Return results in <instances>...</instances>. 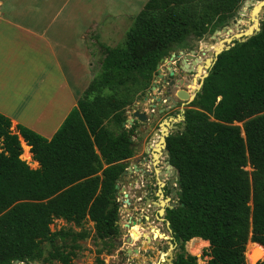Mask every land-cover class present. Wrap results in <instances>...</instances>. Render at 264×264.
<instances>
[{
    "label": "trees",
    "instance_id": "obj_1",
    "mask_svg": "<svg viewBox=\"0 0 264 264\" xmlns=\"http://www.w3.org/2000/svg\"><path fill=\"white\" fill-rule=\"evenodd\" d=\"M243 1L148 0L123 44L101 45L100 71L50 139L0 113V264H71L66 248L77 238L52 231L54 219H88L113 244L117 179L134 155L125 108L164 57L222 27ZM203 86L184 131L168 139L180 187L168 219L185 243L209 244L206 264H249L248 244L264 246V22L218 56ZM25 145L38 168L21 158ZM178 264L198 257L183 245Z\"/></svg>",
    "mask_w": 264,
    "mask_h": 264
},
{
    "label": "crops",
    "instance_id": "obj_2",
    "mask_svg": "<svg viewBox=\"0 0 264 264\" xmlns=\"http://www.w3.org/2000/svg\"><path fill=\"white\" fill-rule=\"evenodd\" d=\"M113 2L0 0V113L13 126L55 134L95 76L93 43L105 44V16L95 17ZM30 159L39 167L32 153Z\"/></svg>",
    "mask_w": 264,
    "mask_h": 264
},
{
    "label": "flooded vegetation",
    "instance_id": "obj_3",
    "mask_svg": "<svg viewBox=\"0 0 264 264\" xmlns=\"http://www.w3.org/2000/svg\"><path fill=\"white\" fill-rule=\"evenodd\" d=\"M202 39L193 38L189 48H186L189 51L178 49L161 60L148 90L151 99L142 101L147 107L142 110L137 108L132 113L134 155L125 161L127 167L119 176L121 182L117 183V189L129 205L126 211L131 224L135 226L130 245L140 238L136 227L150 232L149 235L142 233L141 236L151 247L149 253L153 257L150 264H178V255L185 244L182 237L177 238L168 219L169 211L179 205V186L168 139L184 131L182 117H185L187 110L185 106H190L199 92L198 86L202 79L195 61H200L204 52L208 54L203 50L206 46L201 45L204 43ZM196 40L201 43H196ZM168 60L170 65L164 63ZM185 66L193 67L195 71L186 76ZM175 80H185L182 88L189 89L191 96L195 95L190 103L171 102L169 90ZM136 111L144 113L146 119L138 120L134 116ZM166 117V123L163 124Z\"/></svg>",
    "mask_w": 264,
    "mask_h": 264
},
{
    "label": "rangeland",
    "instance_id": "obj_4",
    "mask_svg": "<svg viewBox=\"0 0 264 264\" xmlns=\"http://www.w3.org/2000/svg\"><path fill=\"white\" fill-rule=\"evenodd\" d=\"M147 1L148 0H131V2H129V0H114L113 4L106 5L100 17L99 16L95 17V18H100L101 20L103 19L101 17L103 15L105 16L104 18L105 28L103 29L100 27L99 30L100 43L103 42L110 46L123 44L126 40L127 32L134 24L136 16L143 9ZM261 1L264 0H244L240 4L239 8L235 11L233 16H231L222 27L215 28L212 32L207 33L203 37V39L210 38L212 35H214L215 30L221 31L220 34L216 35V39L213 41L214 46L216 47L210 48L207 46L208 45L207 43H203L201 45L206 46L205 49L203 50L215 51L217 48H221V47H223V49L225 50H228L232 46H234L237 41L241 42L238 36L235 37L237 34L243 33L245 31H249L251 28L255 29L256 31L253 15L257 17V19H259V24H262V22H264V11L262 10L261 12L260 10L259 11L260 14H258V12L254 14L252 12V9L253 7L258 6V4ZM247 3L249 4L247 5ZM241 11H246V14H242ZM97 12L98 11L94 10L91 13L95 15L97 14ZM95 23L97 22L95 21ZM231 23H234L235 25L231 27L230 26ZM91 28L92 30H97V26L92 25ZM209 28L211 29L212 26H210ZM223 29H227V31L229 29L231 30L229 32H224ZM230 38H233L232 42L228 41V39ZM191 40L192 38L189 39L185 45L176 47L172 51H177L178 49L182 50L183 52L189 51V49L186 48H189ZM94 41L92 40V43ZM93 44L96 45V47H94V53L92 54V60H94V66L91 68V75L92 74L96 75L100 71V64L103 58V54L100 45H97L96 42H94ZM168 56L169 55H167L166 57ZM206 58H208V54H205V52L201 54L200 57L201 61L205 62ZM216 61H217V56L216 57L214 56V61L212 65L207 68V71H204V73H202L201 82L203 81L204 76L207 73L204 80V84L206 78L209 76ZM164 63L166 65H170V61ZM88 81L91 82V80H85L84 82L87 83ZM201 84H199L198 90L201 88ZM149 88L150 86L146 89L138 90L131 103L125 108L124 115L126 117V121L124 123V126L126 128H130L131 124L133 123V116H132L133 111L137 108L142 110L147 107L145 102L142 101L145 100L146 98H149L150 101L151 96H149L148 94ZM201 90H199V92H201ZM199 92L197 93V95L199 94ZM82 94L80 95V97L82 96ZM192 107H194V103H192V105L190 106H185V109H190ZM166 119L167 117L165 118L163 124L166 123ZM29 149L30 148L28 146L26 145L23 146L22 155L24 154L25 158H23L22 155L21 158L25 160L30 165L31 168H37L38 167L37 164L30 159L31 152ZM247 170H252V169L251 167H247ZM177 180H178V175H177ZM120 182H121V178L119 177L117 179V183ZM117 200L119 202L120 208L125 205H126L125 206L126 210L129 208V205L126 203V201H124V197L119 192L117 194ZM125 208L123 210L122 209L119 210L118 225L120 228V234L114 240L112 245L111 243H104L96 238L94 223L88 219L84 220L81 224L78 225L72 222H67L64 219H54L53 223L51 224L52 231H58V230L69 231L72 234H74L77 238L76 243L72 245L68 244L66 248L67 252L69 251L73 252L71 254V264H101V262H104V264H150L149 262L151 260V257H153V254L149 253L151 247L147 246V243L145 242V238L143 237L141 238L142 233H144L145 235H149L150 232L148 231L149 233H147V230H144L139 226L136 227L137 230L135 231H138L137 233L140 234V238H138V240H136L135 243L130 245V238L128 239V237L133 236L132 230L135 226L131 224V219L128 216ZM123 225H126V227H123ZM193 239L184 244L185 251L189 254L197 256L198 264H206L209 257L203 255V253L204 251L208 250L209 244H207V242L202 239L196 241ZM255 246L256 244L253 242H250L248 244L247 247L248 259H249L250 251ZM138 251H140L139 254ZM261 254H262L260 256L261 262H264V252H262ZM36 264H62V263L60 261L53 260L48 262H36Z\"/></svg>",
    "mask_w": 264,
    "mask_h": 264
},
{
    "label": "bare ground",
    "instance_id": "obj_5",
    "mask_svg": "<svg viewBox=\"0 0 264 264\" xmlns=\"http://www.w3.org/2000/svg\"><path fill=\"white\" fill-rule=\"evenodd\" d=\"M248 4L249 3H247V5ZM263 6H264V1H261L258 4V6L255 7L256 9L253 11V13L254 14H256L257 12L259 13V11L263 9ZM253 20L255 22L254 25L257 26L258 19L254 15H253ZM251 29H253V28H251ZM251 29L248 31V33L251 31ZM214 40H215V38H214ZM213 41H207V42H204V43H207L208 44L207 46L210 47V48H215L216 46H214ZM222 48L223 47L217 48L215 51H212V50L207 51L208 58H206L205 63L203 61H201V60L200 61L199 60L195 61V64L199 65L198 72H199L200 75H202V73H204V71H207V68L212 65V63L214 61V55L217 54L220 50H222ZM194 71H195V69L193 67L185 66V72H186L185 75L186 76L189 75L190 73L194 72ZM206 75H207V73L205 74L204 79L201 82L202 84L200 83L201 84V88L204 85V80H205ZM184 81L185 80H175L171 84V88L169 90V98H170L171 102H173V104H176L178 101L190 103L193 100L194 96H195V95L191 96L189 89L182 88L183 84H184ZM201 88L199 90H201Z\"/></svg>",
    "mask_w": 264,
    "mask_h": 264
},
{
    "label": "water",
    "instance_id": "obj_6",
    "mask_svg": "<svg viewBox=\"0 0 264 264\" xmlns=\"http://www.w3.org/2000/svg\"><path fill=\"white\" fill-rule=\"evenodd\" d=\"M256 8L255 7H253V9H252V12L255 10ZM262 11V10H261ZM241 13L242 14H246V11H241ZM258 14H260V13H258ZM235 24L234 23H231L230 24V26L231 27H233ZM256 28V31H255V29H251V31L248 33V31H245V32H243V33H239V34H237L235 37H237L238 36V38H239V40L241 41V42H244V41H246L248 38H250L251 36H254L258 31H260V24H259V19H258V22H257V26L255 27ZM231 29H229L228 31H227V29H223V31L224 32H229ZM221 33V31H219V30H215V32H214V35H212L210 38H205V39H203L202 40V42H207V41H213L214 40V38L216 39V35H218V34H220ZM246 37V38H245ZM229 42H232L233 41V38H230L229 40H228ZM196 43H201V41L200 40H196ZM225 51V49H223L222 48V50H220L217 54H215L214 56L216 57L217 56V58H218V56L221 54V53H223ZM134 116L138 119V120H141V121H144L145 119H146V116H145V114L144 113H142V112H138V111H136L135 113H134ZM182 120H183V122H184V124H185V117H182ZM185 128V127H184ZM176 173V175H178V171H177V169H176V167H174V174ZM116 187H117V185H116ZM179 189H180V187H179ZM263 248H264V246L262 245V244H259V243H257V246H255L251 251H250V253H249V261H250V264H257L258 262H261V253L263 252ZM16 264H25V263H20V261H16L15 262ZM32 264H36V262H34V263H32Z\"/></svg>",
    "mask_w": 264,
    "mask_h": 264
},
{
    "label": "built area",
    "instance_id": "obj_7",
    "mask_svg": "<svg viewBox=\"0 0 264 264\" xmlns=\"http://www.w3.org/2000/svg\"><path fill=\"white\" fill-rule=\"evenodd\" d=\"M125 206H126V205H125ZM125 206H122L121 208H119V210H121V209L123 210V209L125 208ZM125 210H126V208H125ZM125 210H124V211H125ZM123 227H126V225H123ZM130 235H132V234H130ZM131 237H132V236H131ZM131 237L129 236L128 239L131 238Z\"/></svg>",
    "mask_w": 264,
    "mask_h": 264
}]
</instances>
